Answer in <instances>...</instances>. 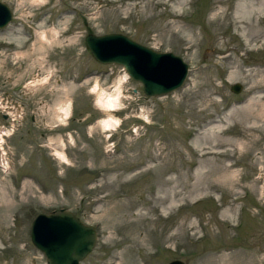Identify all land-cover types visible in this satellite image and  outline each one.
<instances>
[{
	"label": "rangeland",
	"instance_id": "rangeland-1",
	"mask_svg": "<svg viewBox=\"0 0 264 264\" xmlns=\"http://www.w3.org/2000/svg\"><path fill=\"white\" fill-rule=\"evenodd\" d=\"M3 1L0 98L21 112L0 171V264H47L28 227L60 206L96 230L79 264H264V0ZM87 31L170 50L186 76L145 95L91 56ZM124 75L119 109L101 110L92 88Z\"/></svg>",
	"mask_w": 264,
	"mask_h": 264
},
{
	"label": "water",
	"instance_id": "water-1",
	"mask_svg": "<svg viewBox=\"0 0 264 264\" xmlns=\"http://www.w3.org/2000/svg\"><path fill=\"white\" fill-rule=\"evenodd\" d=\"M11 16L12 12L7 3L0 0V27L6 25L11 19ZM109 39L120 40L122 43H125L132 48L134 47L144 51L151 61L160 59L158 61L163 62V60H167L172 66L179 69L180 74L178 78L174 81L163 82L145 79L139 72H142V70L136 64L134 68L126 54L122 52H101L102 49L108 45L107 42H109ZM83 41L89 53L96 61L100 63L120 64L131 79L136 80L141 84L142 92L145 95L165 94L179 87L187 73V63L179 55L171 51H158L152 49L121 32H105L97 34L92 31H87L83 36ZM144 74L149 75L145 71ZM229 89L232 92H238L241 89V84L239 82H233L229 85ZM39 217L64 218L75 227L76 236L70 239V236L68 235L60 244H49L46 241H42L39 236ZM28 235L31 243L42 253L47 264H79L80 260L93 248L96 240V231L93 226L91 224L83 223L78 216L65 207H59L57 210H52L49 213H35L29 224ZM167 264H183V262L180 259H172Z\"/></svg>",
	"mask_w": 264,
	"mask_h": 264
},
{
	"label": "bare ground",
	"instance_id": "bare-ground-1",
	"mask_svg": "<svg viewBox=\"0 0 264 264\" xmlns=\"http://www.w3.org/2000/svg\"><path fill=\"white\" fill-rule=\"evenodd\" d=\"M44 38L46 37L43 31L39 34V39L44 40ZM110 40L112 39H109V42H107L108 45H106L101 52L102 53L122 52L126 54L132 66L135 68V64H136L142 70V72L141 71L139 72L141 76L144 77L145 79L163 82V81H174L178 78L180 74L179 69H176L167 60H163V62L158 61L160 59L151 61L149 56L144 51L139 50L138 48H134V47L132 48L127 44L122 43L120 40H112V41ZM144 71L147 72L149 75H145ZM125 77L126 75L121 76L118 79L117 87L113 92H106L102 89L97 90L96 85L92 88L91 92L97 95L96 104L101 110L113 111L119 109V107L117 106L120 95V89L118 83L121 80H124ZM40 79L41 81H44L46 80V77L44 76L43 78ZM35 82H38L37 78H35V80L33 79L29 80L27 83L33 84ZM107 117L108 118H104L101 121H99V124L103 130L115 128L114 125L117 124L118 119L116 117L112 115L111 116L108 115ZM56 154L62 159L65 158L60 152H56ZM38 219H39L38 225L40 228L39 236L41 237L42 241H46L49 244L52 243L60 244L61 242L64 241V238L66 236L69 235L70 239L76 236L75 227L69 222H67L64 218L39 217Z\"/></svg>",
	"mask_w": 264,
	"mask_h": 264
},
{
	"label": "built area",
	"instance_id": "built-area-1",
	"mask_svg": "<svg viewBox=\"0 0 264 264\" xmlns=\"http://www.w3.org/2000/svg\"><path fill=\"white\" fill-rule=\"evenodd\" d=\"M0 112L7 115V120L0 123V171L4 173L9 170L8 146L4 138L12 130L13 123L20 113V108L15 107L9 101H0Z\"/></svg>",
	"mask_w": 264,
	"mask_h": 264
},
{
	"label": "flooded vegetation",
	"instance_id": "flooded-vegetation-1",
	"mask_svg": "<svg viewBox=\"0 0 264 264\" xmlns=\"http://www.w3.org/2000/svg\"><path fill=\"white\" fill-rule=\"evenodd\" d=\"M71 119H73V117H71ZM70 131H74V130H70ZM62 134H65V135H66L67 133H66V132H64V133H62ZM84 169H85V168H84ZM85 170H87V169H85Z\"/></svg>",
	"mask_w": 264,
	"mask_h": 264
}]
</instances>
